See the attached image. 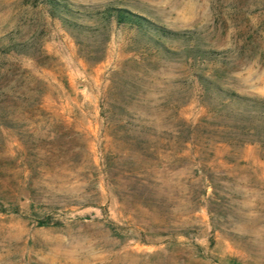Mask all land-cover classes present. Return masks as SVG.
I'll return each mask as SVG.
<instances>
[{"label":"rangeland","instance_id":"rangeland-1","mask_svg":"<svg viewBox=\"0 0 264 264\" xmlns=\"http://www.w3.org/2000/svg\"><path fill=\"white\" fill-rule=\"evenodd\" d=\"M58 1L0 0V264H264V0Z\"/></svg>","mask_w":264,"mask_h":264},{"label":"trees","instance_id":"trees-1","mask_svg":"<svg viewBox=\"0 0 264 264\" xmlns=\"http://www.w3.org/2000/svg\"><path fill=\"white\" fill-rule=\"evenodd\" d=\"M43 1L48 3L52 7V10L63 9V7L65 6L64 3L58 0H43ZM122 12H123L122 9L116 8V7H108L103 11L105 15L114 17L118 22H122L126 19V16ZM159 31L161 32L160 35H163V36H167L170 34H176L175 31L165 29V28H159Z\"/></svg>","mask_w":264,"mask_h":264}]
</instances>
